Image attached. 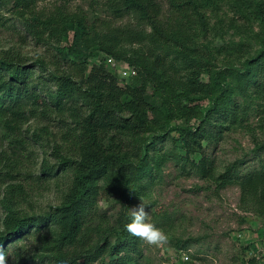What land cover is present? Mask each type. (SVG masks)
Listing matches in <instances>:
<instances>
[{
    "label": "trees",
    "instance_id": "1",
    "mask_svg": "<svg viewBox=\"0 0 264 264\" xmlns=\"http://www.w3.org/2000/svg\"><path fill=\"white\" fill-rule=\"evenodd\" d=\"M42 1L0 0V7H7L36 41H55L67 68L47 73L55 82L52 89L32 68L39 65L44 69L41 60L26 64L17 55L0 57V119H5L8 131L4 134L9 137L16 124L30 116L57 114L62 123L57 145L65 146L69 155L60 159L58 169L70 172L72 178L60 202L45 214L16 211L13 199L17 188L8 186L0 198L4 209L0 245L5 250L8 243L26 233L51 230L56 234V251L50 264H144L142 241L125 226L130 222L134 197L145 195L157 175L149 149L172 132L174 147L184 152L179 159L188 160L190 154L200 152L198 162L191 160L192 170L203 177H216L220 186L237 183L244 207L264 215V158L260 157L258 167L243 174L237 160L216 175L202 151L203 141L221 137V127L245 112L247 106L233 97L239 81H245L253 95L264 93V47L233 70L229 66L213 69L210 52L198 44V31L209 29L206 9H212L216 0H102L107 16L92 20L81 8L70 9L65 0L40 7ZM251 15L264 24V0L256 3ZM127 43L146 45L150 53L141 65L135 63V75L121 77L106 56L134 64L119 52ZM170 48L189 52L182 83L176 75L177 66L168 59ZM93 49L106 53L104 62L89 60ZM149 62L158 71L159 82L154 80ZM204 74L208 80L201 78ZM228 75L238 81L228 82ZM159 84L179 90L162 102L163 119L153 114L157 105L149 91L150 86ZM195 99H205L206 104L189 103ZM180 117L187 121L195 118L197 123H171ZM156 127L157 133L153 132ZM146 133L151 134L140 138ZM130 135L136 139L128 138ZM20 141L15 138L10 143L15 148ZM254 141L257 152L264 154V135L255 136ZM21 165V157L1 151L0 181H13ZM56 172L45 164L41 174ZM129 176L136 178L132 189L125 184ZM106 178L110 183L100 184ZM111 191L118 194L120 206L109 218L98 211V202ZM186 243L177 239L174 245L181 248Z\"/></svg>",
    "mask_w": 264,
    "mask_h": 264
},
{
    "label": "rangeland",
    "instance_id": "2",
    "mask_svg": "<svg viewBox=\"0 0 264 264\" xmlns=\"http://www.w3.org/2000/svg\"><path fill=\"white\" fill-rule=\"evenodd\" d=\"M52 1H42L39 6ZM65 1L72 10L81 8L90 20L107 16L101 5L102 0ZM258 1L216 0L212 9L207 7L209 29L205 33L198 31L197 42L210 52L213 69L229 66L237 70L264 47V24L251 15ZM72 34L71 31L69 42ZM167 51L168 59L177 66L176 75L182 83L190 59L189 52L175 48ZM119 52L133 60L134 64L128 65L134 67L136 73L135 63L141 65L150 53L146 45L130 43L124 44ZM104 54L93 49L89 60L104 62ZM12 55L22 57L26 64L41 60L44 69L39 65H32V68L36 74H41L46 86L52 89L55 88V82L47 73L65 71L68 65L60 58L55 41H36L7 7H0V57ZM149 66L152 68L150 62ZM153 75L154 80L159 82L161 77L157 70L153 69ZM201 78L208 80V75L204 74ZM225 79L231 83L238 81L229 75ZM158 86H150L149 91L157 105L153 114L163 119L160 109L162 102L169 100L170 93L179 90L164 84ZM179 87L182 91L186 90L185 87ZM233 97L247 106L245 112L238 113L233 121L221 127V137L203 141L202 151L211 160L216 175L237 160L240 162L239 171L243 174L258 167L260 157L264 158L263 153L257 152L254 141L255 136L264 135V93L253 95L246 82L239 81ZM189 103L202 107L206 100L195 99ZM58 117L54 112L45 117L30 116L27 121L17 123L9 137L4 134L8 131L4 126L5 119H0V152L6 151L8 155L19 159L21 157L23 162L13 181H0V198L8 186H15L17 194L13 206L20 214H45L49 207L60 202L71 184L72 174L58 169L60 159L69 157L65 146L57 145L62 129ZM67 119L71 120L69 116ZM185 122L196 124L197 119L187 121L180 117L171 121L172 124ZM153 132L157 133L159 129L156 127ZM150 134L146 133L140 138ZM171 135L174 133L165 135L154 148L149 149V156H153L157 164V167L153 166L157 175L150 190L145 195L135 196L129 209L131 212V208L146 203L149 219L154 220L166 235V240L159 245L141 242L144 264H264V215L244 207L237 183L220 186L216 177H203L192 170L191 160L198 162L200 152L190 154L188 160L179 159L184 152L174 147ZM15 138L21 141L14 151L10 142ZM128 138L136 139L132 135ZM45 164L57 172L42 175ZM109 183L107 178L100 180V184ZM125 184L127 189H132L136 178L129 176ZM117 198L116 191H111L106 198L99 200L98 211L110 218L119 209ZM3 216L4 209L0 203V220ZM55 236L51 230L43 234L26 233L8 243L7 250L11 255L7 264H50L51 256L56 251ZM177 239L186 240L187 243L177 248L174 245ZM30 242L36 243L30 245ZM20 245L23 248L18 247Z\"/></svg>",
    "mask_w": 264,
    "mask_h": 264
},
{
    "label": "clouds",
    "instance_id": "3",
    "mask_svg": "<svg viewBox=\"0 0 264 264\" xmlns=\"http://www.w3.org/2000/svg\"><path fill=\"white\" fill-rule=\"evenodd\" d=\"M146 203L142 202L131 208L130 222L126 224V230L133 236L138 237L148 245H159L166 240V235L154 220L149 219V211H146ZM36 242H30L34 244ZM23 248L22 245L18 246ZM10 252L0 245V264H7Z\"/></svg>",
    "mask_w": 264,
    "mask_h": 264
},
{
    "label": "built area",
    "instance_id": "4",
    "mask_svg": "<svg viewBox=\"0 0 264 264\" xmlns=\"http://www.w3.org/2000/svg\"><path fill=\"white\" fill-rule=\"evenodd\" d=\"M106 61L116 70H118L121 77H130L136 74L134 67L129 66L125 62H118L111 56H106Z\"/></svg>",
    "mask_w": 264,
    "mask_h": 264
}]
</instances>
